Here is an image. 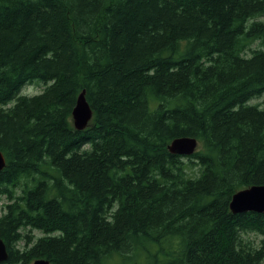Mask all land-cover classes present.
Masks as SVG:
<instances>
[{"label": "trees", "instance_id": "1", "mask_svg": "<svg viewBox=\"0 0 264 264\" xmlns=\"http://www.w3.org/2000/svg\"><path fill=\"white\" fill-rule=\"evenodd\" d=\"M263 96L264 0H0L3 264H264Z\"/></svg>", "mask_w": 264, "mask_h": 264}, {"label": "water", "instance_id": "2", "mask_svg": "<svg viewBox=\"0 0 264 264\" xmlns=\"http://www.w3.org/2000/svg\"><path fill=\"white\" fill-rule=\"evenodd\" d=\"M93 111L87 99L86 92L82 91L77 99L76 107L72 114L73 125L76 130L83 131L91 122ZM198 140L194 137H182L172 141L168 150L181 157L192 156L198 147ZM6 167V159L4 154L0 151V172ZM230 209L234 214L242 213H264V185H254L249 188L237 192L231 201ZM9 253L7 245L0 237V264L7 262ZM33 264H50L49 261L39 259Z\"/></svg>", "mask_w": 264, "mask_h": 264}, {"label": "rangeland", "instance_id": "3", "mask_svg": "<svg viewBox=\"0 0 264 264\" xmlns=\"http://www.w3.org/2000/svg\"><path fill=\"white\" fill-rule=\"evenodd\" d=\"M258 44L254 45V47H257ZM43 90V87L42 86H37V85H29V86H26L23 91H22V94L23 95H28V96H34V95H37L39 93H41V91ZM264 102V96L260 99H257L255 101H253L252 103L253 104H257V103H260V104H263ZM199 149V144H198V147H197V150ZM5 203V199L4 198H0V214H1V210H2V205ZM34 234L38 237L42 236V233L38 232V231H35Z\"/></svg>", "mask_w": 264, "mask_h": 264}]
</instances>
